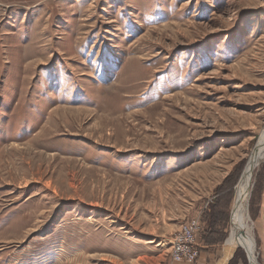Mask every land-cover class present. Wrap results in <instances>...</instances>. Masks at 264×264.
I'll return each mask as SVG.
<instances>
[{
	"label": "rangeland",
	"instance_id": "rangeland-1",
	"mask_svg": "<svg viewBox=\"0 0 264 264\" xmlns=\"http://www.w3.org/2000/svg\"><path fill=\"white\" fill-rule=\"evenodd\" d=\"M263 130L264 0H0V264H170L192 218L250 264ZM246 188L264 264V155Z\"/></svg>",
	"mask_w": 264,
	"mask_h": 264
},
{
	"label": "bare ground",
	"instance_id": "bare-ground-1",
	"mask_svg": "<svg viewBox=\"0 0 264 264\" xmlns=\"http://www.w3.org/2000/svg\"><path fill=\"white\" fill-rule=\"evenodd\" d=\"M264 155V130L262 131L260 138L257 142V147L255 148L246 171L241 179V182L236 188V195L234 204L232 206V216H231V232L227 238V243L231 246L242 247L250 261V264H257L254 255V238L251 233L250 219L248 216L247 203H248V190L246 188V181L249 177L251 170L253 169L255 163L261 160ZM232 254L229 251L228 256ZM227 259V256L225 260ZM227 261V260H226Z\"/></svg>",
	"mask_w": 264,
	"mask_h": 264
},
{
	"label": "built area",
	"instance_id": "built-area-1",
	"mask_svg": "<svg viewBox=\"0 0 264 264\" xmlns=\"http://www.w3.org/2000/svg\"><path fill=\"white\" fill-rule=\"evenodd\" d=\"M199 222L196 218L186 221L175 233L169 257L171 262L194 263L199 258L197 234Z\"/></svg>",
	"mask_w": 264,
	"mask_h": 264
},
{
	"label": "crops",
	"instance_id": "crops-1",
	"mask_svg": "<svg viewBox=\"0 0 264 264\" xmlns=\"http://www.w3.org/2000/svg\"><path fill=\"white\" fill-rule=\"evenodd\" d=\"M213 246H215V243L211 244V243H206L205 245H203V248L205 249H209V248H212ZM221 249V248H220ZM222 250V249H221ZM211 251L208 250V253L206 252H203L199 250V258L198 260L195 262V263H178V262H170V264H210L209 263V259L210 258H207V256H210V253Z\"/></svg>",
	"mask_w": 264,
	"mask_h": 264
}]
</instances>
